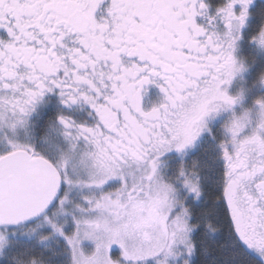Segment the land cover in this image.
Listing matches in <instances>:
<instances>
[{
  "label": "snow or ice",
  "instance_id": "obj_1",
  "mask_svg": "<svg viewBox=\"0 0 264 264\" xmlns=\"http://www.w3.org/2000/svg\"><path fill=\"white\" fill-rule=\"evenodd\" d=\"M0 264H264V0H0Z\"/></svg>",
  "mask_w": 264,
  "mask_h": 264
}]
</instances>
